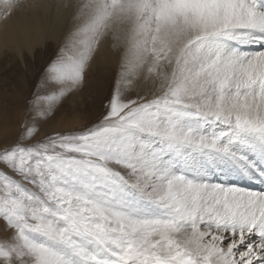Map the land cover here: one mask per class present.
<instances>
[{"label":"snow or ice","instance_id":"snow-or-ice-1","mask_svg":"<svg viewBox=\"0 0 264 264\" xmlns=\"http://www.w3.org/2000/svg\"><path fill=\"white\" fill-rule=\"evenodd\" d=\"M40 11L66 35L0 149V264H264V0H0ZM109 43L97 120L41 134Z\"/></svg>","mask_w":264,"mask_h":264},{"label":"rangeland","instance_id":"rangeland-1","mask_svg":"<svg viewBox=\"0 0 264 264\" xmlns=\"http://www.w3.org/2000/svg\"><path fill=\"white\" fill-rule=\"evenodd\" d=\"M31 14L41 17L44 12ZM18 15L20 14L15 16ZM63 40L64 37L55 41L48 40L42 46L36 47L31 54L24 51L23 57L14 50L6 49L0 56V149L16 142L21 122L29 118L28 100L37 90L45 67L54 58L53 53L62 46ZM115 63V55L109 43L96 55L88 71H96L98 74L90 78L89 83L86 74L84 87L63 100L54 117L40 126L41 134L76 130L96 121L103 110V101L114 85ZM91 87L95 90V104L90 107L88 104L91 99L86 95ZM79 97L84 100L85 107H80Z\"/></svg>","mask_w":264,"mask_h":264},{"label":"bare ground","instance_id":"bare-ground-1","mask_svg":"<svg viewBox=\"0 0 264 264\" xmlns=\"http://www.w3.org/2000/svg\"><path fill=\"white\" fill-rule=\"evenodd\" d=\"M66 26V15L57 17L46 13L41 17L31 13L20 14L8 21H0V56L5 49L14 50L18 55H20V49L31 54L36 47L42 46L48 40L55 41L64 37ZM96 74H98L96 71L88 72L87 83ZM93 93H95L93 87L87 90L86 96L91 99L88 104L90 107L95 104ZM81 98L79 97L80 107H85L84 100Z\"/></svg>","mask_w":264,"mask_h":264}]
</instances>
